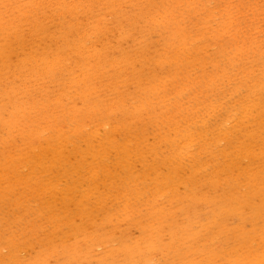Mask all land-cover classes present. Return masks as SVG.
<instances>
[{
    "label": "rangeland",
    "instance_id": "obj_1",
    "mask_svg": "<svg viewBox=\"0 0 264 264\" xmlns=\"http://www.w3.org/2000/svg\"><path fill=\"white\" fill-rule=\"evenodd\" d=\"M0 27V264H264V0H0Z\"/></svg>",
    "mask_w": 264,
    "mask_h": 264
},
{
    "label": "bare ground",
    "instance_id": "obj_2",
    "mask_svg": "<svg viewBox=\"0 0 264 264\" xmlns=\"http://www.w3.org/2000/svg\"><path fill=\"white\" fill-rule=\"evenodd\" d=\"M33 1V0H32ZM73 1V0H72ZM44 2V1H43ZM54 2V1H53ZM80 2V1H79ZM113 2V1H112ZM39 3V2H38ZM52 3V2H51ZM64 3V2H63ZM66 3V2H65ZM73 3V2H72ZM34 4V3H33ZM43 4V3H42ZM45 4H46V2H45ZM145 5V4H144ZM73 6V5H72ZM6 7V6H5ZM19 7V6H18ZM36 7H38V6H36ZM79 7V6H78ZM81 7V6H80ZM104 7H105V5H104ZM22 8V7H21ZM74 8V7H73ZM68 9V8H67ZM75 9V8H74ZM74 9H72V10H74ZM18 11H19V9H17ZM27 10H28V8H27ZM33 10V9H32ZM53 10V9H52ZM69 10V9H68ZM149 10V9H148ZM34 11V10H33ZM75 11V10H74ZM23 13V12H22ZM61 13V12H60ZM67 13V12H66ZM82 13V12H81ZM36 14H37V12H36ZM64 14V13H63ZM69 14V13H68ZM78 14V13H77ZM108 14V13H107ZM58 15V14H57ZM173 15V14H172ZM33 16V15H32ZM41 16V15H40ZM59 16V15H58ZM26 17V16H25ZM48 17V16H47ZM76 17V16H75ZM81 17V16H80ZM118 17V16H117ZM12 18V17H11ZM52 18V17H51ZM59 18V17H58ZM79 18V17H78ZM83 18V17H82ZM154 18V17H153ZM86 19V18H85ZM13 20V19H12ZM47 20V19H46ZM27 22V21H26ZM59 22V21H58ZM28 23H29V20H28ZM10 24V23H9ZM46 24V23H45ZM58 24V23H57ZM86 24V23H85ZM88 24V23H87ZM97 25H98V23H97ZM16 26V25H15ZM14 26V27H15ZM20 26V25H19ZM32 26V25H31ZM39 26V25H38ZM13 27V26H12ZM10 28V29H13V28ZM33 27H35V26H32V29H33ZM84 27V26H83ZM1 28V27H0ZM26 28H29V27H26ZM77 28V27H76ZM3 29V28H2ZM40 29V28H39ZM38 29V30H39ZM6 30H8V29H6ZM25 30V29H24ZM51 30H52V28H51ZM84 31V30H83ZM5 32V31H4ZM48 32H50V29H49V31ZM66 32V31H65ZM85 32V31H84ZM88 32V31H87ZM86 32V33H87ZM1 33V32H0ZM15 33H16V30H15ZM19 33V32H18ZM30 33V32H29ZM83 33V32H82ZM11 34V33H10ZM9 34V35H10ZM77 34V33H76ZM89 34V36H90V33H88ZM94 34V33H93ZM12 35H13V33H12ZM238 35V34H237ZM14 36V35H13ZM89 36H88V38H89ZM133 36V35H132ZM5 37H6V35H5ZM15 37V36H14ZM29 37H30V34H29ZM33 37V36H32ZM35 37V36H34ZM74 39V38H73ZM10 41V40H9ZM14 41V40H13ZM29 41V40H28ZM37 41H39V39L37 40ZM36 41V42H37ZM30 43V42H29ZM32 43V42H31ZM11 44V43H10ZM41 44V43H40ZM91 44V43H90ZM26 45V44H25ZM31 46V45H30ZM29 46V47H30ZM95 46V45H94ZM97 46V45H96ZM182 46V45H181ZM17 47V46H16ZM184 47V46H183ZM58 48V47H57ZM111 48V47H110ZM166 50V49H165ZM71 51V50H70ZM166 52V51H165ZM42 53V52H41ZM69 53V52H68ZM134 53V52H133ZM30 54V53H29ZM53 54V53H52ZM61 54V53H60ZM67 54V53H66ZM75 54H77V53H75ZM96 54V53H95ZM37 55H39V54H37ZM54 55V54H53ZM104 55V54H103ZM108 55V54H107ZM248 55V54H247ZM18 56V55H17ZM58 56V55H57ZM56 56V57H57ZM62 56V55H61ZM68 56V55H67ZM78 56V55H77ZM97 56V55H96ZM59 57H60V55H59ZM58 58V57H57ZM112 58V57H111ZM235 58V57H234ZM58 60H60L59 58H58ZM83 60V59H82ZM12 62V61H11ZM51 62V61H50ZM56 62V61H55ZM60 62V61H59ZM96 62V61H95ZM101 62V61H100ZM15 63V62H14ZM87 63V62H86ZM107 63V62H106ZM18 64V63H17ZM17 64H16V66H17ZM70 64V63H69ZM62 65V64H61ZM60 65V66H61ZM64 65V64H63ZM99 65V64H98ZM114 65V64H113ZM137 65V64H136ZM32 66V65H31ZM39 66V65H38ZM69 66V65H68ZM76 66V65H75ZM49 67V66H48ZM34 68V67H33ZM51 67H49V69H50ZM54 68V67H53ZM72 68V67H71ZM241 68V67H240ZM76 69V68H75ZM13 70H15V69H13ZM25 70V69H24ZM126 70V69H125ZM46 71V70H45ZM51 71V70H50ZM52 71H54V70H52ZM69 71V70H68ZM55 72V71H54ZM83 72V71H82ZM24 73V72H23ZM44 73V72H43ZM93 73V72H92ZM246 73V72H245ZM42 74V73H41ZM12 75V74H11ZM238 75V74H237ZM102 79V78H101ZM108 79V78H107ZM257 79V78H256ZM51 82V81H50ZM34 83V82H33ZM52 83V82H51ZM103 84V83H102ZM114 84V83H113ZM254 89V88H253ZM84 93V92H83ZM140 97V96H139ZM34 100V99H33ZM134 100V99H133ZM60 101V100H59ZM122 102V101H121ZM170 103V102H169ZM259 105V104H258ZM192 107V106H191ZM260 106H258V108H259ZM109 108V107H108ZM147 111V110H146ZM235 111V110H234ZM244 111V110H243ZM249 111H250V109H249ZM249 114V113H248ZM232 115V114H231ZM241 115V114H240ZM243 115V114H242ZM232 117V116H231ZM222 118V117H221ZM226 118V117H225ZM233 118V117H232ZM244 118V117H243ZM246 118V117H245ZM259 118V117H258ZM250 119V118H249ZM222 122V121H221ZM234 122H236V121H234ZM253 122V121H252ZM243 123V122H242ZM249 123V122H248ZM258 124V123H257ZM231 125V124H230ZM241 125V124H240ZM239 125V126H240ZM226 126V125H225ZM187 127V126H186ZM244 127V126H243ZM209 129V128H208ZM215 129V128H214ZM213 129V130H214ZM240 129V128H239ZM220 131V130H219ZM228 131V130H227ZM245 131V130H244ZM221 132H222V130H221ZM240 132V131H239ZM200 133V132H199ZM224 133V132H223ZM246 133V132H245ZM206 134V133H205ZM215 134V133H214ZM218 134V133H217ZM222 134V133H221ZM254 134V133H253ZM133 135V134H132ZM225 135V134H224ZM207 136V135H206ZM214 136V135H213ZM219 136V135H218ZM256 136V135H255ZM251 137V136H250ZM201 138V137H200ZM215 138V137H214ZM219 138V137H218ZM232 138V137H231ZM203 139H205V138H203ZM229 139V138H228ZM34 140V139H33ZM214 140V139H213ZM211 142V141H210ZM43 144V143H42ZM133 144V143H132ZM110 145V144H109ZM116 146V145H115ZM132 146V145H131ZM245 146V145H244ZM116 148V147H115ZM249 150V149H248ZM90 151V150H89ZM186 152V151H185ZM169 153V152H168ZM122 157V156H121ZM131 158V157H130ZM69 159V158H68ZM109 159V158H108ZM227 164V163H226ZM57 168V167H56ZM96 169H97V167H96ZM224 170V169H223ZM96 171V170H95ZM94 172V171H93ZM221 172V171H220ZM224 172V171H223ZM185 173V172H184ZM215 173V172H214ZM213 173V174H214ZM217 173V172H216ZM219 174V173H218ZM227 175V174H226ZM259 175V174H258ZM229 176V175H228ZM143 179V178H142ZM219 181V180H218ZM92 182V181H91ZM115 183V182H114ZM136 183V182H135ZM172 185V184H171ZM171 188V187H170ZM111 198V197H110ZM129 204V203H128ZM94 210V209H93ZM15 221V220H14ZM14 241V240H13ZM199 242V241H198ZM79 251V250H78Z\"/></svg>",
    "mask_w": 264,
    "mask_h": 264
}]
</instances>
